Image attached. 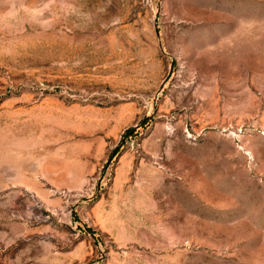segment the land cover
Returning a JSON list of instances; mask_svg holds the SVG:
<instances>
[{
	"label": "rangeland",
	"instance_id": "rangeland-1",
	"mask_svg": "<svg viewBox=\"0 0 264 264\" xmlns=\"http://www.w3.org/2000/svg\"><path fill=\"white\" fill-rule=\"evenodd\" d=\"M0 264H264V0H0Z\"/></svg>",
	"mask_w": 264,
	"mask_h": 264
}]
</instances>
